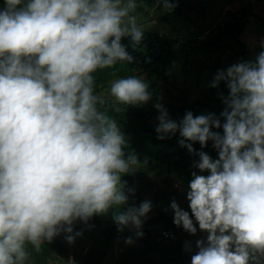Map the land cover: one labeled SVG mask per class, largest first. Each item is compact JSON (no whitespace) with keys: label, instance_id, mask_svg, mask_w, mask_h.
<instances>
[{"label":"clouds","instance_id":"1","mask_svg":"<svg viewBox=\"0 0 264 264\" xmlns=\"http://www.w3.org/2000/svg\"><path fill=\"white\" fill-rule=\"evenodd\" d=\"M165 9L174 7L161 0ZM137 0H4L0 9V264H26L62 233L73 243V224L112 213L118 231L142 237L150 201L128 206L122 176L141 164L126 155L127 140L109 114L152 99L137 76L115 79L108 95L96 92L94 74L117 62L133 63L144 31L133 13ZM264 48V44L261 45ZM224 122L187 112L177 123L162 104L158 139L179 135L199 157L188 184L191 215L173 201V222L196 242L191 264H264V51L253 61L220 70ZM127 107V108H128ZM223 129V134L212 129ZM189 141L191 143H186ZM217 151L213 159L193 143ZM131 237L126 243L132 244ZM191 251V245H187ZM75 264V263H74Z\"/></svg>","mask_w":264,"mask_h":264},{"label":"trees","instance_id":"2","mask_svg":"<svg viewBox=\"0 0 264 264\" xmlns=\"http://www.w3.org/2000/svg\"><path fill=\"white\" fill-rule=\"evenodd\" d=\"M169 2L174 7L165 9L161 0H157L154 12H159L158 20L161 24L169 27L175 17L181 22L179 25L172 24L169 32L143 29L144 39L135 50L130 39L124 38L122 43L134 57V62H117L113 68L99 70L94 74L96 92L109 103L110 84L119 78L135 75L148 83L152 93V99L146 104L129 107L121 105L119 113L109 111L118 120L126 137V155H136L141 163L134 173L122 176L127 187L134 189V195L129 193L128 203L136 207L144 201L152 204L153 214L141 229L143 236L139 237L142 246L128 256V260L137 264H191V256L198 249L196 245L189 244L192 234L174 224L171 203L176 201L184 210L185 207L190 209L187 194L181 192L183 188L180 185L188 190L193 171L208 175L194 167L199 157L180 145L179 141L183 138L179 132L166 139H158L155 129L159 123L156 122L159 112L155 105L162 104L170 118L177 123L189 111L194 116L215 114L223 123L221 113L225 104L222 97L229 95V89L224 82L218 88H213L211 85L214 79L211 77L233 64L253 61L259 52L264 51L261 47L264 44V0H222L223 6L232 8L227 9L225 14L222 8L226 7L213 12L205 5L206 0ZM137 5L133 15L139 19L140 14L152 7L153 0H137ZM3 7L4 0H0V9ZM204 26L206 34L203 33ZM184 27H187V35L181 34ZM192 29L199 31L196 36L192 34ZM248 34L258 42L254 50L244 41ZM228 40L235 41L238 48L230 49ZM212 130L223 134L222 128ZM193 148L196 152L205 151L214 160L218 159L211 141L207 147H202L198 142L193 143ZM166 165L169 170L163 168ZM160 222L164 226L161 232H157L156 227ZM196 227L199 228L198 224ZM73 229L74 234L82 233L91 241H97L98 237L104 235L105 242H99L104 252H82L85 247L83 238L67 245L55 238L51 243L43 244L39 251L29 248L31 255L26 264L57 263L73 255L75 264H105L104 257L106 254L110 256L108 250L113 249L118 230L112 213L94 216L87 224L77 221ZM198 234H202L199 240L206 239V233ZM187 245H191V251L187 250ZM96 254V257H92Z\"/></svg>","mask_w":264,"mask_h":264},{"label":"rangeland","instance_id":"3","mask_svg":"<svg viewBox=\"0 0 264 264\" xmlns=\"http://www.w3.org/2000/svg\"><path fill=\"white\" fill-rule=\"evenodd\" d=\"M260 3H262L261 1H259ZM263 4V3H262ZM261 4V5H262ZM157 5V0H153V5L151 8H149L148 10L146 9L145 12H143L142 14H140L141 16L139 17L138 23H143L140 26L142 27V29H147L148 31H152V29H159L162 32H169L171 31L170 27L173 25H179L181 22L177 21L175 19V17L172 20V24L171 22L169 23V27L168 25H163L160 23V18L158 16L157 12H154L155 8ZM205 5L208 8H211V11H218L219 9H221L222 7H226L222 5V0H206ZM260 5V6H261ZM257 7V6H256ZM224 14L227 12V9L232 10L231 7H229L227 5L226 8H222ZM258 10V7H257ZM159 18V20H158ZM194 28V26H193ZM195 28H198V26H196ZM193 30V35L196 36L198 34L199 31L197 30ZM199 30H202V28H200ZM172 33V32H171ZM188 31H187V27L182 28L181 30V34L187 35ZM203 33H207V30L205 29V26L203 27ZM175 35V33H172ZM205 34L201 36L202 39H204L203 37H205ZM255 37V36H254ZM244 41L247 43V45H250L251 50H254L258 44L257 40L254 39L251 35L248 34L247 39H244ZM256 42V43H255ZM230 49H236L238 48V45L235 41L233 40H228L227 41ZM255 43V44H254ZM251 57V56H250ZM255 60V58H254ZM211 79H214V77H211ZM208 79V80H211ZM156 122H158V120H156ZM165 170H169L170 168L168 167V165L163 167ZM122 181H124L122 179ZM181 188H183L181 190L182 193L187 194V189L184 188V186L180 185ZM180 192V193H181ZM130 206V204L128 203V205L125 206L124 209L121 210H126V208ZM185 210L189 212V214L191 215V210L185 207ZM153 212L150 211V213L148 214V216L146 218H143V226L145 225V223L147 222V220L152 216ZM193 221L195 226L197 225L195 222V218L193 217ZM142 226V227H143ZM164 223L160 222V224L157 225L156 229L157 232H161L163 229ZM197 234L196 235H191L189 238V244L191 243L192 245H196V242L199 240L200 237H202V234H198L199 228H197ZM104 231V228H103ZM81 235L79 236H75L74 242H77L79 240V238H83L84 240V245L85 247L82 249V252L84 253H89L91 251L94 252H99L102 253L104 252V250L101 248L100 243H104L106 240V237L104 235H101V237L97 238V241H91L90 238L86 237V235H83L82 233H80ZM89 235H91V232H88ZM103 234V233H102ZM73 235L74 232H73ZM60 236L56 237L59 238ZM90 237V236H89ZM128 237H131L133 239V243L132 244H128L126 243V239ZM66 245V244H63ZM113 249H109L108 252L110 254V256L108 254L105 255L104 257V262L105 264H137V262H132V260H128V256H130L132 254V252H134L136 249L141 248L142 244L139 243V237H137L135 235V229H128L126 228L123 232H120L117 230L116 232V240L113 241ZM29 248H31V246H29ZM28 248V249H29ZM96 255H92V257H96ZM75 263V255L73 256H69L67 258H63L60 262L54 263L51 262L50 264H74ZM140 263V262H139Z\"/></svg>","mask_w":264,"mask_h":264},{"label":"built area","instance_id":"4","mask_svg":"<svg viewBox=\"0 0 264 264\" xmlns=\"http://www.w3.org/2000/svg\"><path fill=\"white\" fill-rule=\"evenodd\" d=\"M66 234L65 233H62L61 235H60V237L59 238H57V239H59L60 241H61V243L62 244H68L69 242L66 240Z\"/></svg>","mask_w":264,"mask_h":264}]
</instances>
